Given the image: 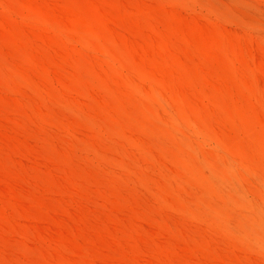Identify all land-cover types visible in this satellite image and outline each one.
Listing matches in <instances>:
<instances>
[{
	"label": "rangeland",
	"instance_id": "rangeland-1",
	"mask_svg": "<svg viewBox=\"0 0 264 264\" xmlns=\"http://www.w3.org/2000/svg\"><path fill=\"white\" fill-rule=\"evenodd\" d=\"M0 264H264V0H0Z\"/></svg>",
	"mask_w": 264,
	"mask_h": 264
}]
</instances>
